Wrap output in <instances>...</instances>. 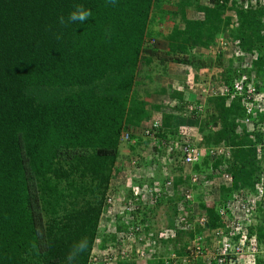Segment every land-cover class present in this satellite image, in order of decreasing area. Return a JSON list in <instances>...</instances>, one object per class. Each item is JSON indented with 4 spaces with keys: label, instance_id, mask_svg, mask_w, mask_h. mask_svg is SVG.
<instances>
[{
    "label": "trees",
    "instance_id": "1",
    "mask_svg": "<svg viewBox=\"0 0 264 264\" xmlns=\"http://www.w3.org/2000/svg\"><path fill=\"white\" fill-rule=\"evenodd\" d=\"M171 2L174 9H165ZM77 4L90 9L91 17L61 24ZM166 17L172 26L162 35L151 26ZM211 45L217 48L213 59L192 52ZM154 61L164 73L169 63L197 71L219 68L217 80L229 91L245 76L259 93L254 105H263L253 113V131L243 122L240 96L217 91L191 105L171 85L150 87L158 81L148 68ZM158 95L163 101H156ZM190 127L199 135L196 147L220 146L222 153H205L183 173ZM263 129L264 3L0 0V264H67L73 245L83 239L88 247L73 264H87L92 254L106 264L112 250L113 264H164L165 255L181 254L194 237L224 227L219 211L232 216L226 203L240 193L254 200L248 233L263 251L257 264H264V198L257 192L264 149L256 151ZM123 133L130 138L126 155L120 151ZM174 141L179 148L166 153ZM165 154L170 161H163ZM133 185L141 190L137 197ZM108 196L123 213L107 216L102 228ZM160 207L172 238H159L161 230L152 227ZM134 226H141L142 240L121 244L116 234ZM164 242L171 252L159 251ZM125 249L128 258L121 255ZM138 249L151 254L140 259Z\"/></svg>",
    "mask_w": 264,
    "mask_h": 264
},
{
    "label": "built area",
    "instance_id": "2",
    "mask_svg": "<svg viewBox=\"0 0 264 264\" xmlns=\"http://www.w3.org/2000/svg\"><path fill=\"white\" fill-rule=\"evenodd\" d=\"M221 0H219L220 2ZM231 1V0H228ZM235 2H238L243 5H251L256 6L258 3H264V0H233ZM219 46L221 49H226L227 47H224V41L222 39H219ZM226 49V51L228 50ZM203 94H207L208 96H211L215 94L217 91L224 93L225 95L229 96H240L243 98L244 102V108L246 117L244 119V124L249 127L250 130H253L254 123L257 122V117L253 119V113L255 110H259L263 105L257 104L254 105V100L257 96H259L258 92L252 86L250 83L246 82L245 76L241 77L239 80L235 81L233 83L232 88L230 91L228 88H222L219 87V89L214 88H207V89H201L200 90ZM249 115H252L250 117ZM264 130V129H263ZM128 136L126 134H122V139L127 140ZM262 149H264V139L261 141V143L257 146V155H260ZM172 147L169 146L167 148V151H171ZM201 152L203 154L208 153L211 156L219 155L222 153V148H209V149H203L199 150L195 147H193L191 144L187 143L182 148V155H183V163L184 164H192L199 160L201 157ZM227 178V176H224ZM197 177L195 175H192V182H195ZM130 184L129 180L127 181L126 187H128ZM131 193L134 197H137L141 190L137 185H133L130 187ZM257 192L259 196H262L264 198V172L261 173L259 178V185L257 186ZM186 199L190 198L189 193L185 192ZM107 202V208L106 210L115 203V199L113 200L112 197L108 196L106 199ZM253 198L249 195H243L240 193L239 195H236L230 200V202L226 203V210L230 211V215L228 216L225 214L224 210H220L219 214L222 217V224L224 227H220L216 229L215 231H212L211 233H205V235H199L191 239L188 244L184 247L181 254H177L175 252H171L163 257L164 264H195L198 259H200L203 264H212V262H215V264H257L258 254L263 251H260L257 243L255 235L248 233V227L251 223V221L254 219L253 215ZM264 207V205H263ZM126 208V207H125ZM133 208V207H132ZM131 204L129 203L127 210H132ZM180 208V207H179ZM111 210V209H110ZM121 211V210H120ZM180 215L177 218V221L180 222V217L184 215V210L180 208ZM240 211V212H237ZM107 212V211H106ZM106 212H103L104 216ZM122 212V211H121ZM102 214V215H103ZM116 214H119L117 212ZM101 215V217H102ZM106 218V217H104ZM102 221V219H101ZM100 221V227L103 228L106 221L104 220V223ZM197 222L206 228V220L204 217L197 218ZM141 226H134L130 228L126 233H120L122 234L121 237L116 238L118 241H120L121 244L126 243H134L142 240L141 235ZM225 230V231H224ZM150 235V234H149ZM159 238L167 239L174 237L173 231L171 229H166L165 227L159 232L158 234ZM211 238L210 244H206L204 238L205 237ZM123 250V249H122ZM116 250H112L107 252L109 255L106 258V264H113L112 258H114V253ZM123 257H129V252L127 249L125 251L121 252ZM136 253L139 255L140 259H144L146 255H150L151 253L146 252L143 249H138ZM94 254L91 255V259L87 264H100L99 259L97 257H93ZM105 260V259H104ZM98 261V262H97Z\"/></svg>",
    "mask_w": 264,
    "mask_h": 264
},
{
    "label": "rangeland",
    "instance_id": "3",
    "mask_svg": "<svg viewBox=\"0 0 264 264\" xmlns=\"http://www.w3.org/2000/svg\"><path fill=\"white\" fill-rule=\"evenodd\" d=\"M164 8L172 9L173 8L172 2L168 5H164ZM171 26H172V21L167 19L166 17L163 21L154 22L151 27L154 31H157L158 33H161L162 35H166L170 31ZM157 40H158L157 46L159 47V43L161 42V39L159 38ZM216 49H217L216 46L211 45L208 50L197 48V49H193L192 52L196 56L201 58L202 60L203 59L205 60L209 58L213 59ZM148 68L151 70L150 75L153 76L154 80L155 79L158 80L156 81V83L149 84L150 87H154V85L157 84L159 86H164V87L167 85H171L175 89L180 88L183 91L184 97L186 100L188 99L190 95L193 97L192 99L190 98V101L192 102L191 105H196L197 100L199 101V99L203 98L204 96H208L207 94H203L200 91L201 89L216 88V87L222 86V83L217 80L219 77L218 75L221 71V69L219 68H210V69L208 68V69H202V70L197 71L193 69H188L186 66H183V65H175V64L169 63L164 73L163 66L157 65V62L155 61L150 66H148ZM194 77H197V79H194ZM218 83H219V86H218ZM189 84H191L192 87H190ZM161 100L163 101V96L158 95L156 97V101L161 102ZM187 132L189 133V135H191L190 137L195 138L194 141H196V139L197 141H199V135L197 134L195 127H190L189 131ZM139 133H140L139 131H133V134L139 135ZM126 147H125V144L121 145L120 146L121 152H125ZM187 171H189V169L183 166V173L184 172L188 173ZM214 181L216 182V180ZM124 189L125 188H120L119 190L116 191L115 196L117 199L121 198ZM215 194H217V190H215ZM112 198L113 200L115 199V197H112ZM208 200L210 199L208 198ZM179 207L181 209L184 208L182 207V205ZM117 212L123 213L120 211V208L117 205L115 206L114 204L113 207L110 206L107 209V212L105 213L106 216H104V214L102 215L101 222L104 223V220L106 221L107 216L111 217V216L117 215L116 214ZM152 220H153L152 227H154L155 232L157 230H162L166 226L168 218H167V215L165 214L163 207H160L156 210V212L154 213V219ZM124 221L128 222L127 219ZM112 225H113V222L111 226ZM116 235L117 237H121L122 234L117 233ZM162 249L163 251L168 250V252H171L172 251L171 244L169 242H164L162 244V248H160L159 246L160 252H163Z\"/></svg>",
    "mask_w": 264,
    "mask_h": 264
},
{
    "label": "clouds",
    "instance_id": "4",
    "mask_svg": "<svg viewBox=\"0 0 264 264\" xmlns=\"http://www.w3.org/2000/svg\"><path fill=\"white\" fill-rule=\"evenodd\" d=\"M91 15H92V12H91V10L90 9H86L82 4H77L76 6H75V8H74V10L73 11H71L69 14H68V17H67V21H65V18L64 17H60V23L61 24H64V23H66V22H68V23H80V24H83L89 17H91ZM189 86L190 87H192V85L191 84H189ZM178 90H180V91H182L180 88H177ZM191 96V95H190ZM190 96L188 97V99L190 100ZM187 99V100H188ZM248 128V130H249V132H251V131H253V130H250L249 129V127H247ZM134 131H138V130H134ZM123 134H126L127 135V133H123ZM141 135V133H139V135H136V134H134V136H140ZM128 136V135H127ZM191 135H189V137H188V140H189V143L193 146V147H195V148H197V149H199V150H203V149H209V148H205V147H200V148H198V147H196V144H197V139H196V141H194V137H190ZM128 139H130L129 137H128ZM123 140L122 139V136H121V145H123V144H125V147H126V144L128 143V141L129 140ZM133 142H135V140L133 139V140H130V143H133ZM261 142H259L258 144H257V146L260 144ZM153 145V144H152ZM171 145V147H176L177 149L179 148V144L177 143V142H171L169 145H167L166 146V148H165V152L166 153H169L168 151H167V148L169 147ZM257 146H256V151H257ZM219 148H222V147H220V146H218ZM218 147H214V148H218ZM211 148H213V147H211ZM128 149V148H127ZM128 153H129V150H128ZM127 153V154H128ZM225 154L226 155H228V151H226L225 152ZM166 156H165V159L163 160L164 162H166V160L168 159L169 161H170V158H168V154H165ZM204 154H203V152H201V157L203 156ZM198 161H200V158H199V160ZM198 161H196V162H198ZM180 163H181V165L182 166H185V167H188V166H192L193 165V163L192 164H184L183 163V156L181 157V161H180ZM195 163V162H194ZM87 247H88V242H87V240L86 239H83V240H81V241H79V242H77L76 244H74L73 245V247H72V250L69 252V254H68V256H67V258H66V260H67V264H73V262L75 261V259H76V257L80 254V253H82L83 251H85L86 249H87ZM166 256V255H165Z\"/></svg>",
    "mask_w": 264,
    "mask_h": 264
},
{
    "label": "crops",
    "instance_id": "5",
    "mask_svg": "<svg viewBox=\"0 0 264 264\" xmlns=\"http://www.w3.org/2000/svg\"><path fill=\"white\" fill-rule=\"evenodd\" d=\"M166 9V8H165ZM168 10V9H167ZM170 10H173V8L172 9H170ZM192 16H193V12L191 11V10H188L187 11V18L188 19H191L192 18ZM121 151V150H120ZM128 153V149L126 148V150H125V152H121V154H124V155H126Z\"/></svg>",
    "mask_w": 264,
    "mask_h": 264
}]
</instances>
